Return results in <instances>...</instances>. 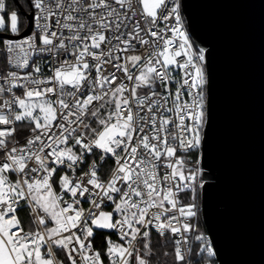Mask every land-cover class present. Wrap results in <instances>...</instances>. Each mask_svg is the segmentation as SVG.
Returning <instances> with one entry per match:
<instances>
[{"label":"snow or ice","instance_id":"obj_1","mask_svg":"<svg viewBox=\"0 0 264 264\" xmlns=\"http://www.w3.org/2000/svg\"><path fill=\"white\" fill-rule=\"evenodd\" d=\"M171 4L34 0L39 31L0 41L7 63L31 68L0 75V264H64L54 247L69 264H104L94 228L115 230L121 241L105 238L109 264H149L133 242L143 238L150 251V225L179 237L180 264H212L211 241L191 223L196 205L183 203L195 200L200 170L181 155L201 144L205 56L190 51L180 4ZM8 19L17 33V13ZM34 53L48 54L50 75L30 63ZM17 122L27 124L22 144L9 139ZM106 154L115 167L102 181L98 160ZM25 207L34 229L20 218Z\"/></svg>","mask_w":264,"mask_h":264},{"label":"water","instance_id":"obj_2","mask_svg":"<svg viewBox=\"0 0 264 264\" xmlns=\"http://www.w3.org/2000/svg\"><path fill=\"white\" fill-rule=\"evenodd\" d=\"M31 29L28 11L13 0ZM204 50L200 217L217 264H264V0H180Z\"/></svg>","mask_w":264,"mask_h":264},{"label":"built area","instance_id":"obj_3","mask_svg":"<svg viewBox=\"0 0 264 264\" xmlns=\"http://www.w3.org/2000/svg\"><path fill=\"white\" fill-rule=\"evenodd\" d=\"M178 2L180 4V0H178ZM5 5H6L5 9L4 10H0V16H4L5 20L8 19V17H10L12 12H16L17 13L19 11L18 8L9 9L8 6H7L6 0H5ZM32 5H33V12H32V17H31V29H30V32L27 35L22 36V37H18V38L0 37V41H4V40H9L10 39V40H13L15 42V41H18V40L26 39L28 36L33 35L34 33H37L39 31V29L36 28V19H35L36 9L34 8V4L33 3H32ZM171 6H172L171 0H169V8H171ZM179 14L181 16V23L183 25V29L186 32L187 36H188L187 30H186V26H185V21L183 19V16H182L180 8H179ZM41 23H42V21H41ZM18 24H19V22H18ZM5 25L6 26L4 28L0 29V33H6V34L15 35V34H18L19 32H21L24 29V28L23 29H19V27H18V32L17 33H12L10 31V27L8 26V24L5 23ZM6 27H7V30L5 31ZM188 38H189V36H188ZM189 42L192 45V48L190 49L191 52L197 53L200 50H203L200 47L195 46L192 43V41L190 40V38H189ZM203 54H204V50H203ZM6 55H7L6 54V49H5L4 45L2 43H0V75H4V74L7 73V71H12V70L17 71L18 74H21V75H23L27 71H31V68H29V69H18V68H15V66L13 64L7 63L6 62ZM42 57H43V60L41 59ZM30 63H40L41 66H42V75H50V72H49V69H48V65L50 64V60L48 58V54H46V53L45 54L34 53L30 57ZM203 67H204V70H205V60L203 62ZM173 75H175V73H173ZM2 83H3V81L0 80V84H2ZM126 83H128V82L126 81ZM172 90L173 91L175 90V85H172ZM14 91H17V94H20V92L18 90H14ZM145 91H146L145 89H140V94L141 95L145 94ZM203 97H204V113H205L206 84L203 86ZM4 98L5 99L8 98L7 95H5ZM88 122H89V120L86 118L85 119V123H88ZM204 124H205V117H204V122L202 124V127L200 129L201 138H202V131H203ZM16 126L19 129V132L17 134H14V136L9 138V139L13 140V141H18L19 143L22 144L24 139L26 138V136L28 134L27 131H26L27 124H26V122H17ZM9 146H11V144ZM96 151L98 152L99 150H96ZM181 155L187 156V158L189 160V167L193 168V170H195L196 168H199V170H200L199 175L197 176V180H196L197 187H196V191H195V200L192 201L190 199V197H186V198L183 199V203H189V202H194L195 203V205H196L195 211L197 212V216L194 217L191 220V223L198 230L199 233H202L206 237L207 240H210L206 230L204 229V227H201L200 224H199V220H201L200 208H199L200 189H201V186H202V183H203V179H202V171H203V169L201 167V144H200L199 148L193 149V150L189 151L188 153H181ZM93 159H98V158L96 156H88L87 157V162L91 163V161ZM114 167H115V165H114L113 159L110 156H108L107 154L105 156V160H98V175L100 176L102 181H106L109 178L110 172H111L112 168H114ZM80 168H82L84 171L88 170L85 165H80ZM80 174H81V172L78 171L77 175H80ZM13 178H15V177H13ZM57 191H59L58 188H57ZM65 199H67V197H65ZM81 199H82V206L85 209H88V208L91 207V205L89 203L83 201V198H81ZM102 208L106 212L112 211V208L110 206H108V203L103 205ZM26 211L28 213V217H29L30 222H31V217L29 215V210L27 208H26ZM113 215H114V219H119L120 218L115 213ZM49 226H51V225H49ZM32 227L34 229L35 225L32 224ZM148 230H149L150 233L153 232V233H155L158 236H162V237L163 236H168L172 240V243H173V246H174V249H175V240L179 238L178 236L174 237L171 234V232H165L163 235H161L154 228V226H152V225L149 226ZM98 231L108 232L112 236L106 235L102 242H101L100 239L97 240V246H95L94 240H95V237H96V233ZM195 234L196 233L194 232V233L189 235V240L190 241H191V237L193 235H195ZM106 237H110L111 240L113 242H115V243H121V241L119 240L117 232L115 230H112V229L94 228V236L92 238H90V239L92 240V243H93V250H99L100 252H102L101 256L104 259V264H109L108 258L106 256V248H107V244L105 242V238ZM140 239L141 238L138 237V239L133 242V247L135 249H137ZM186 247L187 246L182 245V248H186ZM57 250H61V249H57L55 247L53 248V251L56 253L57 259L59 260V257H58L57 252H56ZM64 255L66 257V254H64ZM211 260H212V264H217V262L214 259V257ZM67 264H69L68 261H67Z\"/></svg>","mask_w":264,"mask_h":264},{"label":"trees","instance_id":"obj_4","mask_svg":"<svg viewBox=\"0 0 264 264\" xmlns=\"http://www.w3.org/2000/svg\"><path fill=\"white\" fill-rule=\"evenodd\" d=\"M7 6L9 9H15L17 6L14 4L13 0H6ZM19 4L23 7L24 10L28 11V2L27 0H18ZM17 17H18V22H19V29H23L26 25V19L24 15L18 11L17 12ZM7 30V27L5 28V31ZM93 127L95 125L93 124ZM20 218L23 222V225L25 229L27 230L28 228H33L32 224L30 222V219L28 217V213L26 211V208L21 210L19 212ZM199 224L201 227H203V224L201 220H199ZM106 235L112 236L108 232L104 231H98L96 233V237L94 240L95 246H97V240H101V242L104 240V237ZM146 241L141 238L137 250L141 252L142 255H145V259L148 260L149 264H180V262L176 261L175 259V251H174V246L172 243V240L168 236H158L155 233L151 232L150 236L147 240V243L150 245V251L145 250L143 248V245ZM57 255L59 257V260H63L64 264H67L66 257L63 253L62 250H57ZM102 254V252H101ZM213 259V257L211 258ZM132 264H135V261H132Z\"/></svg>","mask_w":264,"mask_h":264},{"label":"rangeland","instance_id":"obj_5","mask_svg":"<svg viewBox=\"0 0 264 264\" xmlns=\"http://www.w3.org/2000/svg\"><path fill=\"white\" fill-rule=\"evenodd\" d=\"M31 1H32V3L34 4V0H31ZM5 23H7V24L9 25V23H10V22H9V19H6V20H5Z\"/></svg>","mask_w":264,"mask_h":264}]
</instances>
